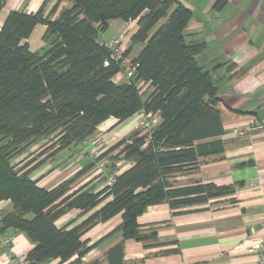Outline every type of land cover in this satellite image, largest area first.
Instances as JSON below:
<instances>
[{"label":"trees","instance_id":"trees-1","mask_svg":"<svg viewBox=\"0 0 264 264\" xmlns=\"http://www.w3.org/2000/svg\"><path fill=\"white\" fill-rule=\"evenodd\" d=\"M61 2L48 13L45 4L36 13L13 11L0 30V203L10 204L0 213V234H25L34 245L27 254L32 264L84 257L96 246L84 239L87 232L120 214L121 224L108 236L156 240V233L140 231L139 218L149 207L168 204L180 212L232 191L172 182L195 172L203 157L224 152L218 88L197 61L205 44L187 39L192 11L179 0H71L59 11ZM117 19L137 22L125 56L143 46L132 60L138 64L134 76L120 84V61L101 39ZM39 24L46 26V47L33 52L28 39ZM141 111L158 114L152 131L136 130L55 188L39 186L33 175L47 163L83 146L109 120L120 125ZM44 140L49 143L37 155L15 162ZM123 155L131 166L115 175ZM99 163H106L112 183L98 192L90 184L73 190ZM71 210L95 211L80 224L58 227ZM123 258V243L107 253L109 264H122Z\"/></svg>","mask_w":264,"mask_h":264},{"label":"crops","instance_id":"crops-1","mask_svg":"<svg viewBox=\"0 0 264 264\" xmlns=\"http://www.w3.org/2000/svg\"><path fill=\"white\" fill-rule=\"evenodd\" d=\"M59 1L6 0L0 10V30L13 11L36 13L45 4L48 13ZM179 1L192 11L186 29L188 41L205 44L197 61L212 73L220 97L217 110L224 128V134L219 137L224 152L200 159L197 170L180 185L212 184L232 191L180 212L171 210L168 204L149 207L139 218L140 231L146 236L156 233L157 241L124 239L121 232L108 236L122 222L121 214L117 215L87 232L84 239L89 241V246L96 245L89 253L80 259L74 256L63 264H109L107 253L120 243L124 245L122 264H258L254 245L264 236V128L257 126L264 125V0ZM71 4V0H62L59 11ZM134 24L138 28L136 21L113 20L104 32L107 38L101 39L106 42L126 33ZM45 32V25H37L28 39L30 49L34 35L43 41ZM126 45L131 47L130 38ZM133 49L128 56L124 50L126 60L132 61L142 50L140 47L137 55L132 56ZM125 80L123 73L115 78L118 84ZM140 118L138 113L120 125H115L113 119L102 125L98 131L110 127L102 152L138 130ZM250 126L258 128L246 136L233 133ZM110 139L117 142L111 144ZM94 145L85 143L67 156H64L67 151L63 152L58 162L47 163L50 173L47 177H37L39 186L52 189L74 178L87 161L98 156L93 152L102 147ZM130 166L117 168L115 175ZM111 183V173L99 163L76 180L73 190L90 184L98 192ZM9 207L8 201L0 203V213ZM94 211L82 215L80 210H71L57 221V226L69 222L80 224ZM5 235L13 237V251L18 255L28 254L34 247L21 232L8 230ZM171 250L175 252L170 253ZM0 264H9L5 252L0 253ZM47 264L60 263L52 260Z\"/></svg>","mask_w":264,"mask_h":264},{"label":"built area","instance_id":"built-area-1","mask_svg":"<svg viewBox=\"0 0 264 264\" xmlns=\"http://www.w3.org/2000/svg\"><path fill=\"white\" fill-rule=\"evenodd\" d=\"M123 42L124 36H114L106 41L107 47L111 51V57L115 61H120L123 75L126 80L132 78L137 71L138 64H134L130 60L124 59L123 54ZM141 118L139 120V127L145 130V132L152 131L159 123L158 114H147L145 111L140 112ZM257 124L259 128H264V125ZM256 126H250L245 129L234 130L233 133L238 136H246L249 132L257 129ZM1 228V224H0ZM264 230V226H263ZM13 237L0 234V253L5 252L9 258V264H32L27 254L18 255L13 251ZM254 250L257 252L258 264H264V236L262 239L254 245Z\"/></svg>","mask_w":264,"mask_h":264},{"label":"rangeland","instance_id":"rangeland-1","mask_svg":"<svg viewBox=\"0 0 264 264\" xmlns=\"http://www.w3.org/2000/svg\"><path fill=\"white\" fill-rule=\"evenodd\" d=\"M135 29H137L136 28V25L134 24V25H132V26H130V28H129V30L126 32V33H121V34H119V35H117V36H124V42H123V54H124V50H125V52L127 51L128 52V50H129V48L130 47H128L127 45H126V42H128V38H131V36H132V32L135 30ZM107 35V33L106 34H102V36H106ZM105 38H107V36L105 37ZM127 40V41H126ZM44 45V46H43ZM43 46V47H42ZM46 47V44H45V42L44 41H39V39H37V36H36V34L34 35V37H33V39H32V43H31V49H32V51L33 52H43V49ZM141 47V49H142V45H138V46H136L134 49H133V54H132V56H135V55H137V53H138V51H139V48ZM125 48V49H124ZM131 56V57H132ZM124 57V56H123ZM126 57H124V59H125ZM128 60H130V58L128 59ZM108 129H110V127L109 128H107V127H105V128H102V129H100V131H98V133H96V134H94L92 137H90L87 141H86V143H89V142H91V143H93V144H95L94 146L95 147H99V148H101V149H99V150H96V151H94L93 153L94 154H100L102 151H103V143L105 142V141H107V138H108V136H107V134H108V132H109V130ZM138 129L139 130H141L142 131V133L143 134H146V132H145V130H143L142 128H140L139 127V125H138ZM135 132V131H134ZM133 133V132H132ZM130 134V133H129ZM131 135V134H130ZM111 141V139L109 140V142ZM117 141L116 140H114V141H111L110 143L112 144H115ZM47 143H49V141L48 140H44V141H42V142H40V143H38V144H35V145H33L30 149H28V151H26V153H24L21 157H19L15 162L17 163V162H20L21 160H23L24 158H26L27 156H30V155H37V153L43 148V147H46V145H47ZM74 150H76V147H74V148H72V150L71 151H74ZM69 152L70 151H67L66 153H65V155L64 156H67L68 154H69ZM118 152L119 151H116L115 153H113V155L112 156H115L116 154H118ZM80 156V155H79ZM78 156V157H79ZM120 159V160H119ZM118 159V162H117V164H116V167L115 168H123L124 166H127V165H131L130 164V162H128L126 159H125V156L123 155V156H121L120 158ZM58 158H57V162H58ZM54 161V160H53ZM52 161V162H53ZM86 163H88V161L86 162ZM86 163L84 164V165H86ZM106 164V163H105ZM105 164H104V166H105ZM46 168V169H45ZM47 166H44V167H42L41 169H39L36 173H34V177L35 178H37V177H41L42 175L44 176V177H47L48 175H49V171L47 170ZM111 167H109V169H110ZM45 169V170H44ZM112 169V168H111ZM47 170V171H46ZM98 170V169H97ZM115 171H118V170H115ZM96 173V172H95ZM194 172H190V173H185V174H179V175H176L173 179H172V182H176L177 184H183L184 182H186L187 181V179H186V176L187 175H192ZM113 177V176H112Z\"/></svg>","mask_w":264,"mask_h":264}]
</instances>
